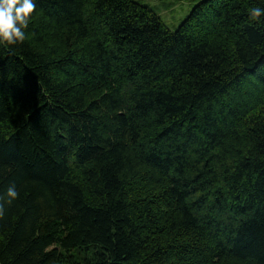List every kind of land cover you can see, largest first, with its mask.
Here are the masks:
<instances>
[{
  "label": "trees",
  "instance_id": "obj_1",
  "mask_svg": "<svg viewBox=\"0 0 264 264\" xmlns=\"http://www.w3.org/2000/svg\"><path fill=\"white\" fill-rule=\"evenodd\" d=\"M34 3L0 43V264H264V0H194L173 30Z\"/></svg>",
  "mask_w": 264,
  "mask_h": 264
},
{
  "label": "clouds",
  "instance_id": "obj_2",
  "mask_svg": "<svg viewBox=\"0 0 264 264\" xmlns=\"http://www.w3.org/2000/svg\"><path fill=\"white\" fill-rule=\"evenodd\" d=\"M34 0H0V43L8 45L23 42L25 29L34 13ZM264 14V9L254 7L250 10V17L258 19ZM8 197L15 199L18 196L14 186L9 187ZM11 203V200L8 201ZM3 216V205L0 204V217Z\"/></svg>",
  "mask_w": 264,
  "mask_h": 264
},
{
  "label": "rangeland",
  "instance_id": "obj_3",
  "mask_svg": "<svg viewBox=\"0 0 264 264\" xmlns=\"http://www.w3.org/2000/svg\"><path fill=\"white\" fill-rule=\"evenodd\" d=\"M151 9L170 30L186 16L194 0H133Z\"/></svg>",
  "mask_w": 264,
  "mask_h": 264
}]
</instances>
